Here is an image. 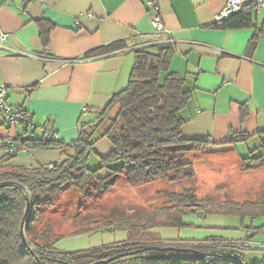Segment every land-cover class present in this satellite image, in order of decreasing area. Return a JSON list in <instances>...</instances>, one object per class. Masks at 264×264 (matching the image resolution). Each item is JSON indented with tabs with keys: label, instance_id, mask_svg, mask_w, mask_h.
I'll return each mask as SVG.
<instances>
[{
	"label": "crops",
	"instance_id": "0c3cea01",
	"mask_svg": "<svg viewBox=\"0 0 264 264\" xmlns=\"http://www.w3.org/2000/svg\"><path fill=\"white\" fill-rule=\"evenodd\" d=\"M149 1L155 5L149 6ZM226 3L227 0H0V85L8 87L10 105L30 112L33 122L27 130L21 123H5L0 115V136L41 137L53 131L67 143L76 140L81 122L89 121L87 118L95 115V110L106 107L112 96L127 86L135 63L134 49L155 43L141 34L155 32L152 19L160 14L170 33L156 41L173 45L170 69L185 75L194 89L192 101L181 112L185 118L184 136L222 143L232 132L244 131L252 135L248 141L212 147L230 151L242 147L239 155L249 153L259 147V133L264 132V12L254 8L252 26L223 28L216 25L215 15ZM43 31L48 33L46 43ZM2 34L6 35L4 40ZM254 39L255 46L250 49ZM120 40L127 46L84 56L90 49ZM43 55L55 59L44 61L40 58ZM101 139L95 149L104 156L113 146L107 138ZM4 155L0 150V157ZM64 159L60 149H30L9 163L36 167ZM184 221L192 226L155 230L166 229L168 233L162 236L165 239L218 235L238 240L249 235L238 226L225 231L199 227L197 215H186ZM114 232L117 236L124 234L120 239L115 235L105 240L100 237ZM114 232L72 238L80 242V248L126 238V231ZM61 241L57 245L69 249Z\"/></svg>",
	"mask_w": 264,
	"mask_h": 264
},
{
	"label": "trees",
	"instance_id": "16d2710c",
	"mask_svg": "<svg viewBox=\"0 0 264 264\" xmlns=\"http://www.w3.org/2000/svg\"><path fill=\"white\" fill-rule=\"evenodd\" d=\"M253 10L254 7H244L216 25L252 26ZM47 38L45 31L44 43ZM126 46L120 40L90 49L84 56L89 58ZM254 46L255 39L250 49ZM134 52L135 63L127 86L113 95L106 107L95 110L93 119L81 122L76 140L67 143L59 136L47 138V132L41 137L8 136L11 143L3 140L0 144V150L5 152L0 157V264H264V259L250 262L245 254L246 249L256 248L244 244L255 231L245 240H234L218 235L203 239H165L155 230L190 227L184 221L186 215L205 217L224 213L240 220L257 216L264 213V193L257 201L213 203L211 197L200 198L195 188L190 187L166 194L174 213L164 215L158 211L138 222L133 218H114L108 223L42 241L35 236L34 224L41 215V206H52L69 188L91 197L94 192L107 194L120 178L129 185L158 179L172 183L192 180L196 176L192 153L214 144L237 145L252 137L244 131L232 132L222 143L185 137L182 131L185 118L181 112L192 101L194 89L185 75L170 69L173 45L167 42L138 45ZM162 73H165L163 80ZM101 138H107L113 146L104 156L95 149ZM259 138V147L241 156L244 171L264 169V132L259 133ZM30 149H60L65 159L36 167L9 163ZM92 154L101 158V166L95 169L88 167ZM116 230L126 231V238L79 249H63L57 245L67 236Z\"/></svg>",
	"mask_w": 264,
	"mask_h": 264
},
{
	"label": "rangeland",
	"instance_id": "374dc122",
	"mask_svg": "<svg viewBox=\"0 0 264 264\" xmlns=\"http://www.w3.org/2000/svg\"><path fill=\"white\" fill-rule=\"evenodd\" d=\"M261 11L264 12L263 9H260ZM164 78L165 73H162L161 79ZM101 140L96 142L95 147H98ZM240 150L244 149L239 147L238 150L232 148L230 151V149L208 147L192 153L196 172L192 180L172 183L165 179H158L147 184L129 185L123 178H120L118 184L107 194L101 195L94 192L91 197H86L75 188H69L56 198L52 206H41V215L34 224L35 236H39L41 238L39 241H42L48 237L69 235L89 226L108 223L114 218H133L138 222L150 213L158 211L164 215L174 213L175 210L172 211L166 194L174 191L181 192L190 187L195 188L200 198L211 197L213 203L257 201L264 193V169L244 171L241 156H246L248 153L239 155ZM100 166L101 158L97 154H92L88 167L95 169ZM198 219L200 220L197 223L199 227H219L220 229L215 228V230L225 231L230 230L231 227H242L243 225V230H247L249 235L255 231L250 241L257 247L246 249L245 254L250 262L264 259V247L262 246L264 245V213L254 217L246 216L243 220L224 213H211L205 217L199 215ZM166 229L160 231L162 236L168 233ZM115 233L103 234L100 237L104 239L107 236L111 239L112 235H115V238L120 239L122 238L120 235L124 234L120 232L117 236ZM82 234L74 235V237L82 236ZM174 234L176 235L177 232ZM72 237L67 236L62 239L61 243L67 244L69 249L80 248L77 247L80 242H73L76 238Z\"/></svg>",
	"mask_w": 264,
	"mask_h": 264
},
{
	"label": "built area",
	"instance_id": "2783aa9c",
	"mask_svg": "<svg viewBox=\"0 0 264 264\" xmlns=\"http://www.w3.org/2000/svg\"><path fill=\"white\" fill-rule=\"evenodd\" d=\"M149 6H154L153 1L148 2ZM254 7L256 9H264V0H227L225 7L215 15V20L217 23H221L223 20L227 19L231 14L242 10L244 7ZM152 23L155 28V32L153 34H141V37L146 38L147 40L155 41V43L160 42L158 38L163 34H169L170 31L166 29L165 23L160 14H156ZM6 38L5 34H2L1 39L4 40ZM44 61L54 60L55 58L51 55H43L40 57ZM87 111V108L84 109ZM0 115L3 116L5 123L9 125L21 123L24 126H28L29 128L32 126V115L30 112L25 111L20 107H15L10 105L8 101V87L6 85H0ZM59 135L55 133H47V138H57ZM4 140V141H3ZM3 142L11 143V140L6 137L0 136V144ZM13 151V149H11ZM27 150V149H25ZM29 151V150H28ZM245 245H250L252 247H257L251 241H245ZM264 247V245H262Z\"/></svg>",
	"mask_w": 264,
	"mask_h": 264
},
{
	"label": "water",
	"instance_id": "95a60500",
	"mask_svg": "<svg viewBox=\"0 0 264 264\" xmlns=\"http://www.w3.org/2000/svg\"><path fill=\"white\" fill-rule=\"evenodd\" d=\"M29 207V206H28ZM22 232H23V230H22Z\"/></svg>",
	"mask_w": 264,
	"mask_h": 264
}]
</instances>
